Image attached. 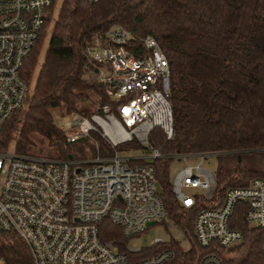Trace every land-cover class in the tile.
Returning <instances> with one entry per match:
<instances>
[{
    "label": "built area",
    "instance_id": "built-area-1",
    "mask_svg": "<svg viewBox=\"0 0 264 264\" xmlns=\"http://www.w3.org/2000/svg\"><path fill=\"white\" fill-rule=\"evenodd\" d=\"M56 2L0 0V131L26 107L31 91L23 65ZM94 43L87 54L99 65L98 82L115 105L104 106L103 113L90 118L56 115L66 123L60 127L63 135L73 143L96 131L112 149L137 141L150 151L137 156L115 151L111 156L52 159L0 150V233L21 239L32 264H177L171 242L181 241L173 236L168 241L157 238L149 246L131 242L159 223L180 230L159 197L151 164L164 155L148 141L155 127L167 138L174 134L168 60L154 37L135 44L131 32L118 25L95 35ZM209 155L217 154L179 156L184 166L172 178V191L184 208L204 204L193 220V236L205 251L193 264H228L220 250L231 249L244 238L229 223L238 201L246 203L248 226L264 230V177L231 187L215 200L216 173L204 165ZM139 160L147 163H135ZM105 222L120 228L121 243L101 237ZM187 243V248L181 244L184 250L191 248ZM261 248L264 255V233ZM0 264H5L2 257Z\"/></svg>",
    "mask_w": 264,
    "mask_h": 264
},
{
    "label": "trees",
    "instance_id": "trees-1",
    "mask_svg": "<svg viewBox=\"0 0 264 264\" xmlns=\"http://www.w3.org/2000/svg\"><path fill=\"white\" fill-rule=\"evenodd\" d=\"M113 25L128 29L135 44L146 36L154 37L168 60L174 134L167 138L155 127L148 141L164 155L151 161L159 197L184 240L192 244L184 250L178 242H171L177 264H193L205 251L193 236V220L204 204L184 208L177 201L170 165L185 154L216 153L219 164L213 199L218 201L227 189L264 177L263 171L249 166L264 147V0H62L27 111L15 138L17 114L6 121L0 131V150H6L14 138L17 153L35 155L37 143L47 140L48 158L71 155L87 159L111 156L128 144L112 149L96 131L68 142L53 118V111L60 117L78 114L90 118L103 113L104 106L114 107L105 85L92 77L99 65L86 50L95 34H103ZM44 30L23 65L28 83L38 66ZM84 74L90 78L84 79ZM135 148L150 151L140 144ZM245 209L246 203L238 201L229 222L243 233L242 243L220 253L228 264H264V230L248 226ZM120 231L105 222L101 237L121 243ZM0 257L5 264H32L27 247L12 234L0 233Z\"/></svg>",
    "mask_w": 264,
    "mask_h": 264
},
{
    "label": "rangeland",
    "instance_id": "rangeland-1",
    "mask_svg": "<svg viewBox=\"0 0 264 264\" xmlns=\"http://www.w3.org/2000/svg\"><path fill=\"white\" fill-rule=\"evenodd\" d=\"M62 4V0H57L56 3H54V5L51 7L50 9V18L48 19V22L45 26V30L43 31V34L45 33L46 35V39L43 40L44 44L43 47L41 46L40 49V57H39V61H38V66L36 67L35 73L33 75L32 80L30 81V97L28 99V102L26 104V107L17 113L16 119L17 121H19V123L17 122V126L15 128V132H13V136L15 138V136L17 135V127L19 128L21 121L27 111L28 105L31 101L32 95H33V90H34V84H35V80L41 65V62L43 60V56H44V52L45 49L47 47V43H48V39L49 36L51 34V30L54 24L55 19L57 18L59 9L61 7ZM119 26V25H118ZM126 29V28H125ZM128 30V29H127ZM97 35V34H95ZM95 35L92 37L93 40V44L90 46H93L94 43V39H95ZM101 35V34H100ZM44 36V37H45ZM43 38V37H42ZM41 38V39H42ZM40 42V41H39ZM97 74H93L92 77H94L95 79H97ZM84 79H89V75L88 74H84L83 75ZM107 94V93H106ZM108 96V95H107ZM56 115H59L58 111H53V118H54V123L60 128H64L66 123L63 119H60L58 117H56ZM64 118V117H62ZM63 133V132H62ZM13 138V140L9 143L8 147H7V151L8 152H13L15 150V139ZM45 143V144H44ZM44 143L42 142H38L37 145L35 146L34 150L36 152V156H43V157H47V150L49 147H47L46 144H48L47 140H44ZM125 143H128L126 145L121 146L117 152L120 155H130V156H137L140 155L142 153H144L145 151L142 149H136L135 147L139 145V143L137 141H134L133 144H131V141H127ZM130 143V144H129ZM259 154L254 155L252 162L250 161L249 166L257 171L260 172H264V151H259ZM211 153V152H208ZM262 153V154H260ZM34 155V154H33ZM219 155V154H218ZM217 155H209L207 156V158L204 161V165L206 166V168H208L209 170L213 171L216 173L217 168H218V164H219V160L217 158ZM194 162V161H191ZM184 166V161L182 159H174V161L171 163L170 165V179L172 180L174 174L176 173V171ZM172 224V223H171ZM181 230V229H180ZM180 230H178L176 227L173 226L172 224V228L168 229L166 227V225L164 223H159V224H155L153 226H151L150 228H148L143 235H141L140 237L137 238H133L131 240L132 243H135L137 246H149L151 244V242L157 238H161L164 240H169L171 238V236L177 238L179 241H181V244L183 245V247L187 248L188 247V243L186 242V240H184V234L183 232H181Z\"/></svg>",
    "mask_w": 264,
    "mask_h": 264
},
{
    "label": "water",
    "instance_id": "water-1",
    "mask_svg": "<svg viewBox=\"0 0 264 264\" xmlns=\"http://www.w3.org/2000/svg\"><path fill=\"white\" fill-rule=\"evenodd\" d=\"M68 158H69V159H71V158H72V156H71V155H69V156H68ZM157 191H158V192H160V186H159V184H158V183H157Z\"/></svg>",
    "mask_w": 264,
    "mask_h": 264
}]
</instances>
